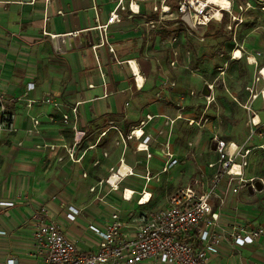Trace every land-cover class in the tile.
Wrapping results in <instances>:
<instances>
[{
	"label": "rangeland",
	"instance_id": "374dc122",
	"mask_svg": "<svg viewBox=\"0 0 264 264\" xmlns=\"http://www.w3.org/2000/svg\"><path fill=\"white\" fill-rule=\"evenodd\" d=\"M240 1H249L251 6L239 14L243 22L237 29L230 32L224 28L225 25L235 24V20L231 16L225 15L222 24L216 22L210 24L205 31L204 40H201L197 33L189 34L180 30L179 15L173 0H170V4L174 7L172 12L163 15L164 19L157 24L155 29L147 27V21L144 22L143 27L150 31L147 32V37H143L144 51L140 50L136 46L137 43L133 42L129 48L136 51L139 57L149 64L146 75L149 82L148 88L144 91H136L137 87L135 86L134 92L127 93L125 97L128 100L125 107L128 109H123L120 113L113 114L108 109L102 111L98 106L89 109L88 112H81L83 120L91 117L93 122L86 133L85 140L82 137L83 134H80L79 138H82L80 143L76 142L75 127L77 128L78 120L76 121L73 117V120L65 121L63 116L66 113H72L71 110L74 106L68 109L69 103H64L65 99L72 100L74 98L72 94L59 92L44 94L41 103L49 104L53 114L47 115L49 114L47 111L40 117L44 121L52 123V128L41 132L40 121L35 127L34 118H32L33 126L26 127L22 134L24 136L16 142L13 141L12 136L18 134L21 129L15 123L14 115L10 110L6 114L0 111V192H12L13 189L9 188H13L14 183H19L20 186L17 190H21L20 187L31 190L33 186H38L39 193H41L44 189L43 186L47 187L53 181V195H56V198H64L74 204L89 207L95 203L93 204V196L88 193V185L97 179H99L97 182L106 181L110 176L108 167L116 165L120 157L125 156L128 165H134L140 176L145 173L147 165L154 174H157L162 171L166 162L161 151L169 146L171 152L176 153V146H185L187 152L183 150L182 155L178 154L182 156L181 159L177 158V154L175 155L179 162L169 166L167 172L159 174L158 178H155L150 184L154 186L155 199L149 206L140 209L135 206V204L137 205L136 200H132L134 203L129 205L128 203H122L123 205L117 203L127 214L133 204V209L137 213L142 210L151 212L164 206L168 200L167 197L178 187L187 185L192 176L200 177V174L206 171L207 161L214 159L208 136L210 127L214 130V134L222 131L225 135L229 132V135L235 138L239 145H255L259 139L262 141L260 144L264 143V108L262 105L257 103L258 108L256 107L257 110H255L262 115L260 116L263 125L253 134L248 124L249 113L244 108V105L248 103L242 105L246 110V116L241 117V99L234 98L231 93H226L225 82L229 85L238 80H243L246 83L251 79L252 71L246 68L247 59L245 61L239 59L241 60L239 63L234 61L229 63L232 60L230 52L233 48L245 47L247 51L258 53L259 57L263 56L264 58V47L261 44L255 45L257 37H264V11L259 8L262 4H260V0H234L233 14L239 13L237 9L239 10ZM146 2V15L149 17V12L153 11L154 4L159 5L161 0ZM140 19L143 21L145 17ZM164 23H168L169 27L166 28ZM173 35H177L179 38L177 50L179 51L180 64L176 68L170 65ZM234 38L239 45L234 44ZM249 56L252 55L249 54ZM184 60L185 63H183ZM227 68L229 75H225ZM160 77H164L163 81L165 82L161 86L162 90L159 89V92L157 90L158 94L155 96L153 88L156 87ZM213 81H217L213 95L214 100L206 108L207 102L202 97L204 95L202 88L206 82ZM172 83L174 86L171 85ZM172 88L174 89L172 90ZM191 92H194L195 95H191ZM175 97L176 99H174ZM157 105L170 107L171 112L156 111L154 107ZM233 106L236 107V113H232V120L226 118L224 113L228 111L226 113L230 115ZM174 109L177 110V114L194 109L191 117L195 118L199 124L190 125L185 119L173 122L177 115L174 114ZM179 109L181 110L178 111ZM77 114H79V110ZM150 116L153 118L148 120ZM242 121L248 126H244L245 128L237 126V123L241 124ZM110 122L115 123L119 130L109 131ZM136 128L144 129L145 135L150 137L148 152L137 150L140 141L133 136ZM120 132L124 136L128 135L126 154H124V142L121 140ZM104 133L106 134L104 135ZM35 134H41L40 140L31 138ZM150 154H152L151 158L148 157ZM160 161L162 167L158 164ZM154 163L158 165L154 166ZM155 169L157 170L155 171ZM125 171L126 166L124 165L121 172L125 173ZM84 172H87L86 176ZM254 176L264 179L263 149H256L250 154L246 177ZM131 180L133 181H129V185L138 188L142 186V182L144 183L141 177H133ZM41 187L42 189H40ZM105 190L109 191L107 184L103 185L102 192L106 193ZM246 194L261 208L262 193L257 192L251 195L247 192ZM136 196L138 197V195ZM261 221L262 218L256 219L254 223L261 225Z\"/></svg>",
	"mask_w": 264,
	"mask_h": 264
},
{
	"label": "crops",
	"instance_id": "0c3cea01",
	"mask_svg": "<svg viewBox=\"0 0 264 264\" xmlns=\"http://www.w3.org/2000/svg\"><path fill=\"white\" fill-rule=\"evenodd\" d=\"M119 1L120 0H0V86L7 94L9 110L14 115L15 123H17L18 127L21 129L18 134H14L16 136H12L13 141H19L21 137L24 136L22 134L26 127L33 126L32 118L39 119V128L41 132L52 128V123L44 121L40 115L47 113V111L49 113L47 115L53 114V111H50L52 107L48 106L49 104L46 105V103H44V105L41 103L44 94L53 92L74 95L72 100L65 99L64 103H69L68 109L79 103L78 129L76 128L77 138L79 139L82 133V137L85 140L86 133H88L93 119L91 120L90 117L83 120L81 112H88L89 109L96 106L102 111L108 109L113 114L120 113L123 109H128V107H125V103L128 100L125 95L134 92L136 86L130 69L124 62L128 59L136 60L143 77L146 79L144 86L141 89L137 88L135 90L144 91L148 88L149 82L146 75L149 64L142 60L136 51L129 48V45L132 42L137 43L136 46L144 51L143 37H147V32H150L147 28L143 27L145 24L144 22H146L148 18H155L157 14L151 11L149 12V17H147V2H139L141 14L130 17L128 0H124L123 4L126 10L120 11L122 21L108 23L110 13L115 9ZM143 16L145 19L142 21L140 18ZM107 24L108 42L115 48V55L122 64L118 63L114 55L109 52L106 45L100 46L95 50L92 48L93 44H97L100 41L101 31L98 30L99 26ZM72 40L77 42V47L73 49L66 48L65 46L69 45V42ZM82 40H84V44L81 46ZM260 44L264 47L263 36L256 38L255 45L259 46ZM59 47H62V50ZM243 50L256 57L258 62L257 65L249 62L246 65V68L252 71L250 81L244 83L245 81L238 80L236 83H230L229 85L225 82L227 89L226 93H231L234 98L238 97L241 99V117L246 116V110L242 105L250 102L251 94L250 91L247 90L248 87L254 90V93L259 94L252 103L253 108L257 110V103H260L264 108L261 92L264 87V80L259 77L260 74L258 72L261 68H264V58L263 56L259 57L258 53L255 54L252 51H247L245 47ZM97 58L99 60H97ZM241 60L245 61L246 58L244 57ZM241 60L232 59L229 63L233 61L239 63ZM185 62L184 60L183 63ZM227 72L228 68L225 71V75H229V72ZM166 77H168V75H166ZM160 78H158L156 87L153 88L155 96L158 94L159 89L162 90L161 86L163 82H165L163 81L164 77L161 78L162 80ZM257 78H260V80L257 81ZM31 83L33 84V89L29 90L28 87H30ZM90 85H93V87H90ZM173 89L174 88H172V90ZM106 92L109 95L105 97L104 95ZM174 99H176V97ZM29 100L35 101L31 107L28 106ZM231 108L230 115L226 113L228 111L224 110L226 118L232 119V113H236V107L233 106ZM154 109L164 113L171 112L170 107L167 108L165 106L157 105ZM193 111L194 109H191L190 111H182L180 113L183 116L185 115L186 118H191ZM174 114H177L176 109H174ZM260 115L261 114H259V116ZM261 116L260 118H262ZM246 125L248 126V124H244L243 121L241 124L237 123V126L242 128ZM108 130H114L116 132L119 129L115 123L110 122ZM208 132L210 149L212 151L211 138L214 134V130L210 127ZM217 134L226 141H233L239 144L235 138L229 135V132L224 135L222 131H220V133L217 132ZM31 138L40 140L41 134H35ZM257 142L258 143L255 145L248 146L255 147L262 141L259 139ZM175 150L176 153L173 152L174 156L177 154V158L180 159L182 153H184L182 151L184 150L187 152L185 146H176ZM188 153L191 154L189 151ZM212 156H215L213 151ZM122 157H124L126 161L125 156ZM120 159L116 165L111 167L117 166ZM210 160H208L207 163ZM158 164L160 167L163 166L161 165V161ZM158 164L154 163L153 165L157 166ZM129 166L135 169L134 165L130 164ZM111 167H108V170ZM156 170L157 169H155V171ZM206 172L207 174L211 172L207 169V164ZM161 173L163 172L160 171L157 174L152 172L157 178ZM84 174H87V172H84ZM136 174L137 176L133 177L142 178V175L140 176L137 172ZM133 177H128L122 182V189L126 187L141 191L144 187H147L153 194V201L155 199L153 193L154 186L150 184L154 179L146 184L145 180L142 178L144 183L142 182V186L138 188L128 183L129 181H133L131 180ZM192 177L190 179H192ZM97 181H99V179L88 185V193L93 196V204L95 203L94 205H89V207H85L82 204H74L64 198H56V195H53V181L47 185V187L44 185L43 192L41 193H39L38 186H33L31 190L23 187H20L21 190H17L20 186L19 183H14L13 188H9L10 190L13 189L12 192H0V201H16L14 206L4 207L0 211V231L6 232L5 235H0V264H5L10 258L17 259L18 264L33 263V257L30 253L32 246L31 218L34 210L40 205H46L50 209L52 217L56 218L63 233L69 238L74 239L81 251H94L97 248L99 238L89 229V226L100 220L104 223L109 220L114 206L120 208L118 206L120 203H128L129 205L130 203H134L132 200H136L137 202V199H135L137 196L131 200L132 202L124 201L121 196V190L118 192L113 191L108 194L111 202L107 203L100 201L96 198V192L90 191V188L98 183ZM190 181L191 180H189L187 185ZM40 189H42V187ZM98 190L102 191L103 186ZM246 193V191H241L238 195H230L228 208L222 217V221L230 225H255L254 221L262 218L261 225L264 227V205L262 203L264 192H262L261 208L257 206L253 199ZM23 195H26L28 200L24 202L18 201V198ZM61 204H65V207H61ZM150 204L139 205L137 203L135 206L141 209ZM133 205L131 209H128V214L120 208L124 218H129L132 214L136 217L143 212H148L142 210L137 213L135 209H133ZM69 206H73L80 210V214L75 221H70L67 218V207ZM211 264H264V239L259 240L256 244L242 247L234 252L227 247H222L218 254L212 256Z\"/></svg>",
	"mask_w": 264,
	"mask_h": 264
},
{
	"label": "built area",
	"instance_id": "2783aa9c",
	"mask_svg": "<svg viewBox=\"0 0 264 264\" xmlns=\"http://www.w3.org/2000/svg\"><path fill=\"white\" fill-rule=\"evenodd\" d=\"M152 0H129L128 11L130 17L141 14L139 2ZM176 3L175 9L178 13L179 28L189 34L197 33L200 39L204 40L205 31L209 28L212 22L223 23L225 15L231 16L235 24L224 26L226 30H236L243 22L239 14L251 6L250 2H242L238 4V14H233L234 0H229L230 5L227 8H221L208 3V0H173ZM124 0H120L115 9L110 13L108 23L121 22L122 17L120 11L126 10L123 4ZM201 2L205 5L201 6ZM135 4V7H134ZM259 8L264 11V0H260ZM174 7L170 4V0H161V3L154 4L153 12L157 14L155 18H150L146 22V26L155 29L157 24L161 23L163 15H168ZM216 10L220 11V16H216ZM107 25L99 26L101 31L100 41L93 44L95 50L100 46H107L109 52L115 55V48L108 42ZM166 28L168 23H164ZM234 26V27H233ZM54 37V36H53ZM55 38V37H54ZM56 40V39H53ZM66 40V38H65ZM64 40V42H65ZM171 61L170 65L174 68L180 64L179 51L177 44L179 38L173 35L171 38ZM84 40L81 41V46ZM234 44L239 45L234 38ZM66 48L73 49L77 47V42L72 40ZM57 48V46H56ZM60 49L62 47H59ZM62 50V49H61ZM238 46L231 50V59H235V52ZM240 59L244 57L250 62V56L240 48ZM256 59V57H255ZM97 60H99L97 58ZM133 76L134 83L138 89L144 86V83L139 86L138 73H141L140 67L136 60L128 59L124 61ZM133 62L138 66V73L134 70ZM118 63L122 64V62ZM254 65L258 62L255 60ZM188 68V67H187ZM263 69L259 72V77L264 80ZM222 74H224L222 72ZM143 75V74H142ZM104 77V76H102ZM260 78H257L259 81ZM210 93L203 95L206 99L207 106L213 102V95L217 81L206 82ZM174 86V83L171 84ZM93 87V85H90ZM29 90L33 89L31 83ZM250 102L244 105V108L249 113V126L252 133L255 134L263 122L259 113L253 108L252 103L258 97V93H254L249 87ZM262 99L264 101V87L261 90ZM109 94L106 92L105 97ZM191 95H195L191 92ZM35 101L29 100L28 106L31 107ZM9 101L6 92L0 86V111L4 114L9 113ZM78 105L72 108V113L64 114L65 121L78 120ZM179 109L178 111H180ZM153 117H148L151 120ZM185 119L190 125L199 124L195 118L184 117L180 112L176 115V120ZM201 121V120H200ZM201 123V122H200ZM39 124L38 119H34V126ZM143 128V126H141ZM76 129V127H75ZM144 130V129H143ZM144 134L137 135L135 138L140 141L138 151L142 142L147 144L149 151L150 137ZM107 133V132H106ZM104 133V135L106 134ZM262 134V133H260ZM121 140L124 142V153L127 151L128 135L124 136L120 132ZM82 138L76 137V142L80 143ZM214 153V159L207 163L206 171L200 174V177H192L190 183L186 186L177 188L168 198L166 204L160 208L151 211L143 212L139 216L124 218L122 210L116 206L110 214L109 220L105 223L100 220L91 224L89 229L99 238L97 248L94 251H81L74 239L66 236L60 228L55 217H52L50 209L46 205L38 206L32 215V246L30 253L33 257L31 264H211L213 255L218 254L222 247H227L231 251H237L242 247L250 246L264 239V227L262 225H230L222 221L223 215L226 213L230 195H238L241 191L249 192V187L252 186L254 193H257L255 186L256 181H261L264 185L262 177H246V168L249 163L250 154L254 149H263L264 143L255 147H250L248 144L239 145L233 141L222 139L217 133L211 138V146ZM212 148V147H211ZM140 152V151H139ZM107 156V153L105 154ZM161 155L165 159V166L162 172H167L169 166L179 162L171 152L169 146L161 151ZM152 154L148 157L151 158ZM126 166L125 173L121 172L123 166ZM110 176L102 180L90 188L91 192H96V198L102 202H111L108 194L121 190V196L124 201H131L136 195L139 205H148L153 199L151 191L144 187L141 191L123 187L120 189L122 182L128 177L137 176L133 167L129 166L121 157L117 166L109 169ZM87 174H85L86 176ZM145 183L148 184L157 176L153 175L148 165L145 173L142 175ZM112 179H115L112 182ZM104 184L109 186V191L104 193L100 190ZM130 191V196L127 195ZM264 192V189L263 191ZM258 192V193H262ZM147 201H144L145 197ZM28 198L26 195L20 196L18 201L24 202ZM16 201H0V211L4 207H12ZM65 207V204H61ZM67 218L70 221H75L80 214V210L73 206H69ZM6 232L0 231V235H5ZM5 264H18V260L10 258Z\"/></svg>",
	"mask_w": 264,
	"mask_h": 264
},
{
	"label": "bare ground",
	"instance_id": "6f19581e",
	"mask_svg": "<svg viewBox=\"0 0 264 264\" xmlns=\"http://www.w3.org/2000/svg\"><path fill=\"white\" fill-rule=\"evenodd\" d=\"M208 3L209 4H212V5H216V6H219L221 8H227L229 7L230 5V2L229 0H208ZM205 5V2H201V6ZM134 7H135V4H134ZM216 16L219 17L220 16V11L219 10H216ZM240 54H241V50L238 49L236 52H235V59L239 60L240 58ZM255 57L254 56H250V63L253 64L255 63ZM133 65H134V70L136 71V73H138L139 69H138V66L135 65V62H133ZM263 74H264V69H263ZM138 83H139V86H141L143 83H144V77L142 75V73H138ZM174 122V121H173ZM134 135H141V134H144L143 132V129H140V128H136V130L133 132ZM139 136H137L136 138H138ZM148 147H147V144H145L144 142H142V144L140 145V148H139V151L141 150H147ZM115 179H112V182H114ZM130 190V189H129ZM131 192L130 191H127V195L130 196ZM148 196L145 197L144 201H147L146 198Z\"/></svg>",
	"mask_w": 264,
	"mask_h": 264
},
{
	"label": "water",
	"instance_id": "95a60500",
	"mask_svg": "<svg viewBox=\"0 0 264 264\" xmlns=\"http://www.w3.org/2000/svg\"><path fill=\"white\" fill-rule=\"evenodd\" d=\"M98 39H99V37H98ZM209 93H210V90H209L208 84L205 83L204 86H203V88H202V94L208 95ZM211 147H212V149H214V145H212ZM255 186H256V189H257L258 192H262L263 189H264L263 183L261 181H259V180L256 181ZM249 192L251 194H254V190L252 189V186L249 187ZM262 203L264 205V197L262 199Z\"/></svg>",
	"mask_w": 264,
	"mask_h": 264
},
{
	"label": "trees",
	"instance_id": "16d2710c",
	"mask_svg": "<svg viewBox=\"0 0 264 264\" xmlns=\"http://www.w3.org/2000/svg\"><path fill=\"white\" fill-rule=\"evenodd\" d=\"M208 34V32H206Z\"/></svg>",
	"mask_w": 264,
	"mask_h": 264
}]
</instances>
